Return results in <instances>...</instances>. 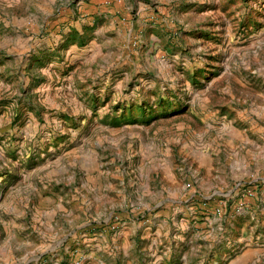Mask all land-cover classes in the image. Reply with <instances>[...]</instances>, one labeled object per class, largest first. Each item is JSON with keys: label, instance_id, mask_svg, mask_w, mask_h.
I'll list each match as a JSON object with an SVG mask.
<instances>
[{"label": "rangeland", "instance_id": "374dc122", "mask_svg": "<svg viewBox=\"0 0 264 264\" xmlns=\"http://www.w3.org/2000/svg\"><path fill=\"white\" fill-rule=\"evenodd\" d=\"M88 1L0 0V264H264V0Z\"/></svg>", "mask_w": 264, "mask_h": 264}, {"label": "crops", "instance_id": "0c3cea01", "mask_svg": "<svg viewBox=\"0 0 264 264\" xmlns=\"http://www.w3.org/2000/svg\"><path fill=\"white\" fill-rule=\"evenodd\" d=\"M124 0H89L88 2L83 4V8L82 10L84 11V16H88V19L95 21L98 17L102 18V16L104 17H110L108 14L104 15V13L106 12H110L109 10L112 9V12H119V9L122 4H123ZM112 6V7H110ZM147 10V9H146ZM114 22V21H113ZM139 22V21H138ZM115 23V22H114ZM154 27V26H153ZM108 28H112V30H116L115 32H119L120 34L126 33L128 35L133 34L137 29H139V23L136 22H131L129 27H125V25L119 24L118 26H116L115 24L112 26H109ZM127 29V30H126ZM260 155H258L257 157H259ZM257 178H254L252 181L249 182V187H252L251 189H255L256 191V187L258 188L259 186L255 185L254 183L256 182ZM241 185H237L238 190H240ZM264 186V185H263ZM244 193V192H243ZM256 198L253 199H246L244 198V194H242V196L237 200V202L234 205V208L237 207V203L240 201H245L246 206L245 208L237 213H241L243 211L248 212V211H252V212H259L260 215L264 214V188H262V191L259 193L256 191ZM220 213L222 212V210L219 208ZM42 233V232H41ZM44 234V233H43ZM244 251L241 250L240 254H242ZM245 258L247 260H258L260 256L257 257V255H251V254H245ZM256 258V259H255ZM256 264V263H253Z\"/></svg>", "mask_w": 264, "mask_h": 264}, {"label": "built area", "instance_id": "2783aa9c", "mask_svg": "<svg viewBox=\"0 0 264 264\" xmlns=\"http://www.w3.org/2000/svg\"><path fill=\"white\" fill-rule=\"evenodd\" d=\"M252 187H246L245 189H244V198H246L247 200L248 199H253V198H256V191H255V189H251ZM245 206H246V203H245V201L243 200V201H240V202H238L237 203V207H236V211L237 212H240V211H242L244 208H245ZM218 212H220V210L218 209Z\"/></svg>", "mask_w": 264, "mask_h": 264}]
</instances>
